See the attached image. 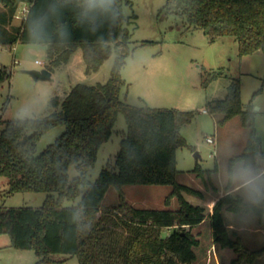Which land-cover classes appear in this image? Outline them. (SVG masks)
I'll return each instance as SVG.
<instances>
[{
  "label": "trees",
  "instance_id": "1",
  "mask_svg": "<svg viewBox=\"0 0 264 264\" xmlns=\"http://www.w3.org/2000/svg\"><path fill=\"white\" fill-rule=\"evenodd\" d=\"M20 1L24 0H0V30L12 23ZM26 1L30 5L22 24L12 26L15 31L6 36L0 32V43L8 46L17 41L34 43L29 37L28 23L33 15L46 9L49 0ZM125 4H131V0H117L116 19L104 21L94 32L88 25H78L70 8L64 9L60 17L67 26L68 37L61 39L54 29L50 30V40L44 44L49 56L46 68L52 72L55 66L68 62L79 48L87 73L99 70L113 52L116 57L106 82L77 83L64 98L53 96L51 103L57 109L44 117L3 122L0 177L8 178V194L35 191L47 192V196L39 207L0 204V233L9 234L14 247L34 249L39 257L35 264H53L65 260L58 257L68 256H78L80 264H194L198 257L195 247L201 241L191 228L209 218L213 241L238 252L232 264L244 259L254 262L264 255V246L250 250L239 236L232 237L223 209L253 211L262 221L264 198L253 203L235 194L231 167L225 193L212 211L191 203L184 192L200 196L203 192L177 180V151L188 145L180 127L192 120L194 112L148 104L138 106L121 98L127 83L122 69L132 53V32L126 26ZM160 15L185 17L191 27L201 28L211 41L235 36L241 56L264 53V0H167ZM153 42L143 40L141 45ZM224 73L223 68L211 71L206 82ZM10 76L8 66L0 67V85ZM241 88V80L233 77L227 96L207 103L210 111L224 115L220 123L241 115L244 125L250 128L247 145L232 158V164L250 154L264 160L254 97L244 105ZM120 113L125 115L127 130L114 167H104L97 179L91 181L89 171L97 161L101 145L113 135ZM58 125L65 130L37 154L42 135ZM72 165L79 172L75 177L70 176ZM194 171L200 176L211 173L200 163ZM132 183L172 185L166 204L177 197L180 207H136L123 191L126 184ZM111 186L119 191V203L102 207ZM67 200L78 203L66 205ZM166 230L168 234L164 233Z\"/></svg>",
  "mask_w": 264,
  "mask_h": 264
},
{
  "label": "rangeland",
  "instance_id": "2",
  "mask_svg": "<svg viewBox=\"0 0 264 264\" xmlns=\"http://www.w3.org/2000/svg\"><path fill=\"white\" fill-rule=\"evenodd\" d=\"M166 1L131 0V4L124 5L126 26L132 32V53L122 69L127 83L122 88L121 98L138 106L148 104L194 112L192 120L180 127L188 145L177 151V180L203 192V196L189 192H184V196L191 203L204 206L208 212L225 193L231 167L233 172L243 167L254 173H264V160L253 154L231 163L234 156L244 151L249 138L250 128L244 125L241 115L220 123L224 115L210 111L207 106L209 100L225 98L231 78H239L244 105L254 97L256 128L264 151V53L257 51L241 56L235 36H222L211 41L201 28L191 27L185 17L160 15ZM25 5L29 6L30 3L26 0L19 2L12 23L0 30L3 36L15 31L12 26L22 24ZM143 40L154 42L141 45ZM115 57L116 53L113 52L99 70L87 73L83 51L79 48L68 62L54 67L51 79H36L28 71L46 68L49 63L47 44L17 41L8 46L0 43V67L8 66L11 71V76L0 85V128L4 126V121L21 118V109L27 110L25 117L46 116L57 109L51 103L52 97L59 95L64 98L77 83L106 82ZM222 68L225 72L223 75L206 82L211 71ZM64 130L63 125H58L43 134L36 153L40 154ZM126 130L125 115L120 113L113 135L101 145L97 161L89 171L91 181L97 179L104 167H114ZM208 136H215L217 142L210 143ZM196 152L199 156H196ZM197 163L211 173L198 175L194 171ZM69 172L71 177L79 173L75 165L70 167ZM7 188L8 178L0 177V204L5 206L39 207L47 196V192L35 191L9 195ZM172 189L169 184L132 183L123 187L126 199L136 207L178 209L180 204L177 197L170 204L165 201ZM232 191L251 201L246 190L239 187V182L233 181ZM119 198V191L111 186L102 207L117 205ZM76 203L78 200L65 202L66 205ZM223 216L232 237L239 236L250 250L264 246V217L261 221L253 211L235 212L227 208L223 209ZM191 231L201 241L200 246L195 247L198 257L194 264H232V260L238 256L233 248L222 247L213 241L209 218L191 228ZM164 233L168 234L169 230ZM38 258L34 249L14 247L9 234L0 233V264H35ZM58 258L65 260L53 264H80L78 256ZM239 264H264V255L254 262L244 259Z\"/></svg>",
  "mask_w": 264,
  "mask_h": 264
},
{
  "label": "clouds",
  "instance_id": "3",
  "mask_svg": "<svg viewBox=\"0 0 264 264\" xmlns=\"http://www.w3.org/2000/svg\"><path fill=\"white\" fill-rule=\"evenodd\" d=\"M71 9L78 25H88L91 31H96L101 23L115 20L118 15L117 0H49L45 10L32 16L28 23L30 40L36 44H44L50 40V30L61 39L67 38V26L60 20L64 9ZM28 115L26 109H21L20 117ZM231 179L239 182V187L246 190L253 203H259L264 198V173H254L249 168H238Z\"/></svg>",
  "mask_w": 264,
  "mask_h": 264
},
{
  "label": "water",
  "instance_id": "4",
  "mask_svg": "<svg viewBox=\"0 0 264 264\" xmlns=\"http://www.w3.org/2000/svg\"><path fill=\"white\" fill-rule=\"evenodd\" d=\"M28 72L31 73L36 79H51L53 74V72L48 68H45L43 70H30ZM196 156H199L198 152H196Z\"/></svg>",
  "mask_w": 264,
  "mask_h": 264
},
{
  "label": "built area",
  "instance_id": "5",
  "mask_svg": "<svg viewBox=\"0 0 264 264\" xmlns=\"http://www.w3.org/2000/svg\"><path fill=\"white\" fill-rule=\"evenodd\" d=\"M22 12L24 13V17H25V15H26L27 12H28V7H27V6L24 7V8L22 9ZM39 62H41V61H39ZM205 111H207V110L205 109ZM207 140H208L210 143H216V142H217V139H216L215 136H208V137H207Z\"/></svg>",
  "mask_w": 264,
  "mask_h": 264
},
{
  "label": "crops",
  "instance_id": "6",
  "mask_svg": "<svg viewBox=\"0 0 264 264\" xmlns=\"http://www.w3.org/2000/svg\"><path fill=\"white\" fill-rule=\"evenodd\" d=\"M27 5L23 6V7H26Z\"/></svg>",
  "mask_w": 264,
  "mask_h": 264
}]
</instances>
